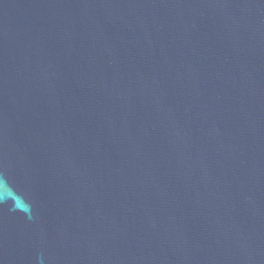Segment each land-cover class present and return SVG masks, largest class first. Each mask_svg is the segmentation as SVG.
<instances>
[{"label":"water","instance_id":"obj_1","mask_svg":"<svg viewBox=\"0 0 264 264\" xmlns=\"http://www.w3.org/2000/svg\"><path fill=\"white\" fill-rule=\"evenodd\" d=\"M0 264H264V0H0Z\"/></svg>","mask_w":264,"mask_h":264}]
</instances>
